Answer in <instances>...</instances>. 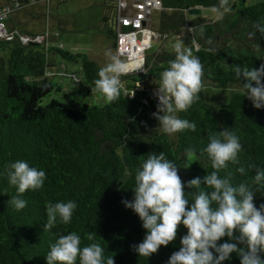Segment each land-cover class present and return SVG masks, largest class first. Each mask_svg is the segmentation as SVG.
Segmentation results:
<instances>
[{"label":"trees","instance_id":"trees-1","mask_svg":"<svg viewBox=\"0 0 264 264\" xmlns=\"http://www.w3.org/2000/svg\"><path fill=\"white\" fill-rule=\"evenodd\" d=\"M5 1L0 8L13 10L7 27L12 16L32 2ZM37 1L40 0H33ZM162 3L172 15L163 17L159 27L153 29L162 35L185 31L183 46L190 47L203 66L201 87L209 82L217 89L238 88L217 109L206 102L200 88V99L187 111L178 113L195 121L196 130H184L174 137L163 133L152 117L156 111L154 90L144 84L149 81L147 77L159 83V73L174 59V48L162 49L161 55L147 54V72L122 75L120 97L113 102L102 99L97 105L53 97L65 91L69 79L62 73H58L60 77L48 78L51 69L65 66L80 80V91L91 89L102 66L88 54L66 49L62 43L25 42L23 36L34 40L40 36L15 29L8 28L13 38L0 39L7 55L0 54V171L7 163L23 159L44 169L47 176L42 188L23 194L28 204L19 211L7 204L10 196L16 194L15 188L7 183L6 175L0 176V264H46L44 255L49 244L69 231L80 233L82 244L90 243L87 234L95 232L96 241L105 248V255L114 256L115 264H165L178 249L186 229L179 226L174 241L148 258L139 257L130 245L143 239L145 229L132 209L121 202L133 198L135 170L145 155L164 151L181 166L178 174L182 181L203 176L207 169L212 170L206 155L200 154L208 132L228 127L240 137L244 166L253 162L264 165V108H254L244 97L242 81L233 72L237 64L259 67L264 63V35L253 28L255 22L264 18V0H227L226 5L221 0ZM102 4L101 31L116 47L118 0H102ZM225 6L228 11H224ZM195 8L223 15L221 20L212 22L205 14L190 15L189 10ZM184 12L187 20L181 16ZM253 31L254 35H248ZM190 146L197 151L189 156L185 149ZM191 160L196 161L183 168ZM229 167L235 171V166ZM251 175L249 170L247 176L237 173L233 179L250 180ZM68 199L77 202L71 222L44 229L46 202ZM262 200L264 197L258 196L257 204ZM224 264H239V258L232 254V259Z\"/></svg>","mask_w":264,"mask_h":264},{"label":"clouds","instance_id":"clouds-1","mask_svg":"<svg viewBox=\"0 0 264 264\" xmlns=\"http://www.w3.org/2000/svg\"><path fill=\"white\" fill-rule=\"evenodd\" d=\"M221 4L226 5L227 0H221ZM224 11H228L226 6ZM253 28L264 35V18L255 22ZM182 45L183 41L174 44V59L159 73V83L152 93L156 111L151 115L169 136L197 128L195 121L178 113L187 111L200 99L203 66L192 49ZM110 59V63L98 68L90 86L92 93H100L107 102L120 97L121 77L133 70L130 62L119 56ZM135 70L140 71L141 66L135 65ZM233 72L242 81L244 97L254 108H264V63L259 67L237 64ZM70 78L75 85L80 81L74 75ZM196 151L191 146L185 149L189 156ZM241 151L240 137L232 128L210 130L200 154L206 155L212 170L205 168L203 176L184 181L178 174L181 166L164 151L148 152L135 170L133 198L121 201L132 209L145 229L143 239L130 248L139 257L148 258L174 241L182 225L186 231L165 264H224L232 259V254L239 258V264H264V200L256 202L258 196L264 197V165L253 162L245 167ZM194 161H186L183 168H189ZM230 165L235 166L234 172ZM249 170L250 180L234 181L235 174L247 176ZM5 175L16 192L7 204L17 211L28 204L23 194L42 188L47 178L44 169L23 159L7 163L0 171V176ZM76 208L73 199L46 202L44 229L51 230L57 223L69 224ZM95 234H87V244H82L77 231L58 235L44 255L46 264H115L114 256L105 255Z\"/></svg>","mask_w":264,"mask_h":264},{"label":"rangeland","instance_id":"rangeland-1","mask_svg":"<svg viewBox=\"0 0 264 264\" xmlns=\"http://www.w3.org/2000/svg\"><path fill=\"white\" fill-rule=\"evenodd\" d=\"M31 1L32 2L24 10L18 12L17 17L21 20L19 25L24 26L29 31L28 33L31 32V34H36L40 37L34 40L32 37L23 36L26 42L36 41L38 44L42 45L47 42H52L53 44L62 43L66 49L88 54L102 67L111 62L110 58L112 56H118L116 54V47L113 46V40L105 38L101 31L103 25L101 20V13L103 11L102 0H49L44 2L41 1L42 3ZM256 1L259 0H249L250 3H255ZM170 15L172 14L164 8L154 11L150 19L151 27L158 28L162 18ZM222 15L223 13L221 12L212 11L210 14H205L212 22L221 20ZM181 16L187 20L186 12L182 13ZM8 28L9 27H7V29ZM10 30L12 31L13 29ZM15 30L18 31L17 29ZM24 32H26V30ZM184 32V30H181L167 35L159 33V39H154L152 41L151 47L146 51V55L155 52L163 54L161 52L162 49L171 51L176 42L183 41L182 36ZM43 35L45 36L41 37ZM2 40H7V38ZM46 47L48 48L47 44ZM0 54L7 57L5 51L1 49V46ZM146 55L143 71L135 74H145L147 72ZM58 73H62L63 77L66 76L69 82L65 84L66 87L64 92L55 93L53 97L65 102L76 101L78 103L87 102L97 105L101 104L100 101L103 99L102 95L100 93H92L91 89H89L90 92L88 89L80 91L77 85L79 81L78 83L76 82L75 85L70 78L72 72L65 66H60V69L57 70L51 69L48 78L60 77ZM68 73H70L69 77L67 76ZM147 80L149 81H145L144 84L152 86L154 90L158 83L151 81L149 77H147ZM60 81L66 83L62 79H60ZM201 90L204 92L206 102L212 106V108L217 109L220 105L226 103L231 94L238 91V88L230 87L226 89H217L209 82H205ZM175 135L176 134H173L172 136L174 137Z\"/></svg>","mask_w":264,"mask_h":264},{"label":"built area","instance_id":"built-area-1","mask_svg":"<svg viewBox=\"0 0 264 264\" xmlns=\"http://www.w3.org/2000/svg\"><path fill=\"white\" fill-rule=\"evenodd\" d=\"M161 8L162 0H118L116 54L130 62L133 70L127 74L143 71L146 51L152 41L160 37L159 32L151 27L150 19L153 12ZM12 11L10 7L0 8V39L13 38L6 23ZM137 64L141 66L140 71L135 70Z\"/></svg>","mask_w":264,"mask_h":264},{"label":"crops","instance_id":"crops-1","mask_svg":"<svg viewBox=\"0 0 264 264\" xmlns=\"http://www.w3.org/2000/svg\"><path fill=\"white\" fill-rule=\"evenodd\" d=\"M41 1L44 2V1H49V0H40V1H37V2L38 3H42ZM5 2H6L5 0H0V7L3 6L5 4ZM17 15H18V12L14 16H12V18L10 19V21L8 23L9 29H17L18 31L19 30L20 31H25L26 30V32H29L24 26L19 25L21 20L18 19Z\"/></svg>","mask_w":264,"mask_h":264},{"label":"water","instance_id":"water-1","mask_svg":"<svg viewBox=\"0 0 264 264\" xmlns=\"http://www.w3.org/2000/svg\"><path fill=\"white\" fill-rule=\"evenodd\" d=\"M211 10H204L202 8H195L189 10L190 15H201V14H210Z\"/></svg>","mask_w":264,"mask_h":264}]
</instances>
